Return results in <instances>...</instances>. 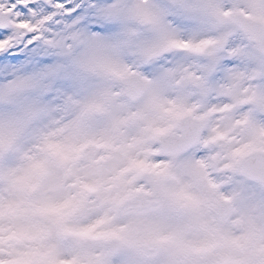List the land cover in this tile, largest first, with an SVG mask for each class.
<instances>
[{"label": "snow or ice", "instance_id": "obj_1", "mask_svg": "<svg viewBox=\"0 0 264 264\" xmlns=\"http://www.w3.org/2000/svg\"><path fill=\"white\" fill-rule=\"evenodd\" d=\"M264 0H0V264H264Z\"/></svg>", "mask_w": 264, "mask_h": 264}, {"label": "rangeland", "instance_id": "obj_2", "mask_svg": "<svg viewBox=\"0 0 264 264\" xmlns=\"http://www.w3.org/2000/svg\"><path fill=\"white\" fill-rule=\"evenodd\" d=\"M262 226H264V216L260 215L259 213H253L250 216L249 222L246 224L241 223L240 220L234 221L229 226V230L234 236V243L233 247L228 249V251L241 260L247 259L253 253L250 247H246L239 243L242 239L241 233H247L249 235L255 234L258 237L259 229Z\"/></svg>", "mask_w": 264, "mask_h": 264}]
</instances>
